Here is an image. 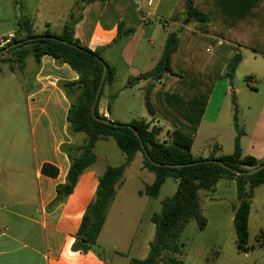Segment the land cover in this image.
Here are the masks:
<instances>
[{
    "label": "trees",
    "instance_id": "obj_1",
    "mask_svg": "<svg viewBox=\"0 0 264 264\" xmlns=\"http://www.w3.org/2000/svg\"><path fill=\"white\" fill-rule=\"evenodd\" d=\"M171 18L176 22L188 21V24L181 26L178 32L168 33L162 55L155 66L148 72L130 77L128 83V86H133L141 79L145 81L147 111L170 124V141H160L158 135L162 129L151 126L145 120L133 119L127 125L138 132L153 162L163 165L199 162L191 166H154L146 158L139 139L127 126L111 127L93 119L91 108L101 80L103 62L96 58H101L99 50L90 51L74 38V26L79 16H72L58 34L48 29L36 34L31 19L20 16L17 19V35L6 46L21 40L24 45L30 46L27 49L17 46L0 56V63L13 64L20 71L27 57L38 63L43 56H50L59 64H67L78 75L76 81L61 83V88L70 101L67 113L69 130L83 134L85 138L81 145L62 147L70 158V168L65 183L56 187V202H62L69 196L80 175L96 162L94 148L97 142L113 141L124 156L120 165L106 166L98 177L95 197L85 210L75 235L74 251L86 253L94 247L96 249L116 186L138 153L143 167L154 175L153 182L146 185L141 194L156 198L168 178L176 182L177 189L172 197L161 201L160 211L151 217L154 238L149 244L147 257L143 260L131 259L128 264H183L180 258L181 234L191 221L200 231L205 229L207 221L202 215L200 192L213 191L220 180L236 184V203L232 205L236 248L242 253L251 248L248 246L250 200L253 190L264 185V169L250 176H238L212 162L219 160L241 172L264 164V161L242 155L240 138L243 131L237 122L238 107L234 92L231 95L236 131L233 151L215 156L219 147L214 145L211 154L204 159L194 157L191 147L215 82L226 79L231 83L234 79L243 60L239 50L245 48L264 57V0H177ZM45 36L55 37L67 44L46 39ZM33 37L38 38L28 40ZM6 46L0 47V51ZM114 76L115 70L108 65L95 106V115L104 119L98 113V103L104 88L114 83ZM41 173L55 177L58 170L44 164Z\"/></svg>",
    "mask_w": 264,
    "mask_h": 264
},
{
    "label": "crops",
    "instance_id": "obj_2",
    "mask_svg": "<svg viewBox=\"0 0 264 264\" xmlns=\"http://www.w3.org/2000/svg\"><path fill=\"white\" fill-rule=\"evenodd\" d=\"M24 1L20 12L11 16L15 21L16 30L6 37L0 35V39L17 35V19L20 16L31 19L36 34H41L47 29L58 34L72 16H79L74 26V38L90 51L99 50L104 61L115 70L114 83L104 88L98 103V113L106 119L111 118L108 101L116 99L124 91L123 87L115 88L117 68L110 58L112 55L106 52L119 45V54L125 60L129 83L130 77L150 71L162 55V52H159L154 56L156 58L152 59V51L148 50L145 44L147 41L153 47L152 39L161 37V31L155 27L156 24L158 23L164 31L170 26L173 27V32L180 29L177 22L171 18L177 0H154L151 7H148V0H78L77 5L76 0ZM168 33L164 35V42ZM121 35H131L123 45ZM139 57H142L141 62L136 60ZM29 58L25 59L22 75L28 110L36 202L31 208H28L29 204L25 206L24 201L15 210L6 206L0 208V264H128L131 259H145L149 244L154 238L151 217L160 211L164 198L175 194L176 182L170 178L166 179L156 198L141 194L145 186L153 182L154 175L143 167L141 155L136 154L116 186L115 195L97 238L96 249L86 253L74 251L72 245L75 235L85 210L95 197L98 177L105 167L109 166L107 156L98 157L95 153L96 162L80 175L72 193L62 202L55 201L56 187L65 183L70 168V158L62 147L81 145L85 138L83 134L71 133L69 130L67 113L70 101L61 88V83L76 81L78 75L67 64H59L50 56H43L38 63L32 57L29 61ZM144 59L148 68L141 66L145 62ZM28 61L31 63H27ZM7 65L11 71L16 68L13 64ZM218 81L220 80L215 84ZM226 84L224 83L225 87ZM135 86L144 89L145 81L141 79ZM144 105L146 112L145 97ZM211 106L212 92L191 147L194 157L205 159L214 148L198 146L196 152L192 151L202 128L209 130L221 124L229 127L227 119L221 122V109ZM131 120L133 119L130 118L129 122ZM142 120L162 129L158 139L159 136L168 134L162 140L159 139L160 141H170L172 127L167 121L151 114L149 118ZM163 123L167 124L164 130ZM258 126L259 123L250 124L248 131L241 129L243 135L240 138V146L243 156L264 161V150L251 149ZM248 134L250 137L247 143L244 141V147L243 140ZM234 137L235 133L233 140ZM103 142L108 141L97 142L94 152ZM218 147L215 156L227 155L233 151V144L226 148V152H223L222 145ZM44 164L55 167L58 170L57 175H43L41 168ZM236 197V184L230 180H220L211 192H200L202 215L207 223L205 229L200 231L196 223L191 221L183 230L180 237V258L183 264L190 260L191 264H201L209 251L221 248L226 227L232 224V205L236 203ZM217 202L224 204L219 219L216 218ZM20 206L21 209L18 210ZM211 221L216 224L215 240L212 245L204 247L199 241L200 233L210 228ZM223 222L228 225L223 226ZM215 253L214 257L218 258L219 253Z\"/></svg>",
    "mask_w": 264,
    "mask_h": 264
},
{
    "label": "rangeland",
    "instance_id": "obj_3",
    "mask_svg": "<svg viewBox=\"0 0 264 264\" xmlns=\"http://www.w3.org/2000/svg\"><path fill=\"white\" fill-rule=\"evenodd\" d=\"M0 35L6 37L16 30L15 21L11 19L12 14L20 12V6L24 0H0ZM15 11V12H14ZM177 24L181 27L187 25L188 21ZM190 26H193L190 25ZM161 31V37L152 39V47L145 42L146 48L154 59L156 54L163 52L164 35L173 32L170 26L167 30H162L158 23L155 26ZM131 36V35H130ZM128 35H121L120 40L123 45ZM117 68V84L115 88H124V91L116 99L109 100L111 113V122L120 125H127L131 119L149 118L148 111L144 110V89L138 86H128V73L125 60L119 54V45L116 48L106 52ZM239 53L244 60L239 64L234 79L230 83L225 79L218 81L212 90V108L219 107L220 118L227 119L229 127L216 126L209 130L202 128L199 139L192 151L196 152L198 146H214L216 144L223 146V152L233 144V134L236 133L233 126V108L231 95L234 92L238 107L237 121L240 129L249 130L250 124H258V132L252 140V148L264 150V58L250 50L241 48ZM102 56V55H101ZM258 57V58H254ZM104 60L103 56L101 57ZM140 58V59H139ZM136 58L141 62V58ZM31 61V57L28 59ZM27 63H31V62ZM142 68H148V63L144 59ZM22 71L14 68L10 70L7 64L0 63V208L15 210L23 201L28 208L36 202V190L33 163L31 158L30 129L28 121L27 103L24 94ZM25 73V72H24ZM226 84V87L224 86ZM255 87H253V86ZM232 88V89H231ZM167 124L163 123V130ZM168 134L159 136L162 140ZM248 134L243 140L248 141ZM202 140H204L202 142ZM250 149V150H251ZM95 153L98 157L106 155L109 166H118L124 156L116 147L113 141L103 142L97 146ZM29 202V203H26ZM216 218L219 219L221 211L224 210V204L217 202ZM13 205V207H12ZM21 209V206L18 210ZM1 213V212H0ZM194 223V222H193ZM215 222L211 221V226L206 231L200 233L199 241L203 246L212 245L215 238ZM228 225L223 222V226ZM225 238H223L221 248L208 252L201 264H264V185H260L253 190L250 200V212L248 218V246L251 247L247 253L239 252L236 248V236L233 223L226 227ZM95 249V247L93 248ZM215 251L219 253L218 258ZM185 264H191L187 262Z\"/></svg>",
    "mask_w": 264,
    "mask_h": 264
},
{
    "label": "water",
    "instance_id": "obj_4",
    "mask_svg": "<svg viewBox=\"0 0 264 264\" xmlns=\"http://www.w3.org/2000/svg\"><path fill=\"white\" fill-rule=\"evenodd\" d=\"M36 38H38V37H33L31 39H28V40L30 41V40H33V39H36ZM45 38L46 39H49V40H56V41H59V42H61L63 44H67L65 41L59 40V39H57L55 37L45 36ZM23 43H24V41L21 40V41L14 42V43L6 46L3 50L0 51V56L6 54L10 49L15 48L17 46L21 47L22 49H27L30 46V44L24 45ZM96 58L98 60H100V61L103 62V71H102V76H101L100 83L98 85V88H97V91H96V94H95V97H94L93 105H92V108H91V112H92L93 119L95 121L99 122V123H103V124L108 125V126H111V127H124V126H127L135 134V136L139 139L141 148H142V150H143L146 158L154 166H157V167L166 166V167H170V168H179V167L191 166V165H195V164L199 163V162H194V163L187 164V165H185V164H179V165H169V164H166V165H163V164L155 163V162H153L149 158L148 153L146 152V150L144 148V145L141 142V139H140V136H139L138 132L132 126H129V125H120V124H117V123H113V122H111L108 119H104V118H101V117H98V116L95 115V106L97 104V101H98V98H99V94H100V91L102 89L103 82H104V79H105V76H106L107 67H108V65L101 58H99V57H96ZM207 161H210V160H207ZM212 162L217 163L221 167H223V168L231 171L232 173H234V174H236L238 176H250V175H253V174L257 173L258 171L264 169V164H261V165L255 167V168H251V169H249L247 171L241 172V171H237V170H235V169H233V168H231L229 166H226L225 164H223L219 160H215V161H212Z\"/></svg>",
    "mask_w": 264,
    "mask_h": 264
},
{
    "label": "built area",
    "instance_id": "obj_5",
    "mask_svg": "<svg viewBox=\"0 0 264 264\" xmlns=\"http://www.w3.org/2000/svg\"><path fill=\"white\" fill-rule=\"evenodd\" d=\"M153 2H154V0H148V7H151ZM11 39H12V36L9 38H1L0 39V47L6 46L8 43L11 42Z\"/></svg>",
    "mask_w": 264,
    "mask_h": 264
}]
</instances>
